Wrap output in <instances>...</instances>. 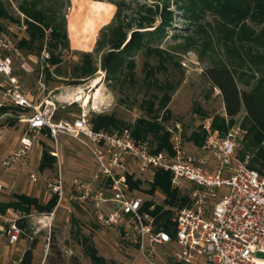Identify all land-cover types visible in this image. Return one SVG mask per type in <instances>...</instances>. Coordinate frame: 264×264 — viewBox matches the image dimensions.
Returning <instances> with one entry per match:
<instances>
[{
	"label": "rangeland",
	"instance_id": "374dc122",
	"mask_svg": "<svg viewBox=\"0 0 264 264\" xmlns=\"http://www.w3.org/2000/svg\"><path fill=\"white\" fill-rule=\"evenodd\" d=\"M71 1L0 0L15 20H1L3 31L0 33V58L9 59L10 74L0 72V104L9 108L6 113H0V158L19 147V138L26 131L23 116L34 111L33 108L21 110L12 105L6 95L10 79L14 78L18 82L32 106L47 112L55 121L72 120L86 112L90 123L94 115L113 114L127 125H132L138 118L147 116L143 107L145 101H154L157 107L161 97L151 81L145 79L146 64L154 70V82H170L175 88L167 106L170 117L162 120L166 132L170 134V143L172 137L180 136L184 150L189 154H197L200 147L194 146L188 137L198 131L199 126L204 129V125L209 124L210 129L221 136L238 131V154H243L244 158H253L254 151L246 146L244 111L241 110L230 120L225 115L220 91L211 85L203 72L211 67L227 68L232 72L240 92L250 90L263 77L258 71L263 61L255 59L252 54L263 52L264 55V49L242 40L243 35L236 30L233 34L228 33L227 27L219 22L220 18L209 10L191 21L188 15L176 8L172 0L167 1L169 3L165 0H94L110 3L115 10L109 22L98 29L92 49L79 51L72 48L67 32ZM29 3L36 4L48 20L59 23L60 30H64L68 38L66 46H59L55 51L61 59L58 69L48 67L51 77H47L44 72L45 60L48 58L46 45L40 51L37 46L21 47L18 44L21 39L27 38L25 17L19 11V6ZM116 3H122V15L131 20L134 26V12L138 10L139 4H158L160 8L166 4L173 13V21L166 34L144 40L143 47L131 55L130 59L135 66L132 83L125 77L126 70L118 74L116 79L108 80L100 68L101 55L94 52L99 32L112 21L117 9ZM158 17L155 16V26L159 23ZM246 25L257 34L260 32V23L247 19ZM83 53L91 54L97 71L92 78L77 80L73 78L72 67L81 63ZM96 77L102 80L97 87L101 93L98 104L94 106L91 101L83 107L80 101L73 100L72 95L78 92L89 93L91 82ZM158 115L161 117L162 111ZM217 115L224 117L228 124L226 131L211 128V119ZM44 135L45 132H41L36 137L25 160L6 171L0 169V182L4 184L0 202L13 200L14 194H26L45 204L52 196L47 181L55 176L58 165L61 167L63 197L49 214L35 210L29 215L16 212L22 233L14 247L7 244L4 236H0V264H20L24 252L31 247L32 264H93L83 252L78 234L90 238L99 256L108 264H145L137 252L122 241L118 229L98 219L99 216L107 219L112 206L109 202L103 203L96 199L101 185L94 179L96 167L92 156L73 138L61 135L55 141ZM53 148H56L58 160L52 169L40 171L38 165L42 151H51ZM261 170L264 172V164ZM31 173L38 177L37 183L30 180ZM141 184L142 192L149 189V183ZM82 185L89 186L86 199H82ZM105 193L103 197H108ZM163 198L164 195L159 191L152 195L157 203H162ZM256 257L264 259V254L256 253Z\"/></svg>",
	"mask_w": 264,
	"mask_h": 264
},
{
	"label": "built area",
	"instance_id": "2783aa9c",
	"mask_svg": "<svg viewBox=\"0 0 264 264\" xmlns=\"http://www.w3.org/2000/svg\"><path fill=\"white\" fill-rule=\"evenodd\" d=\"M9 65V59L0 58V72L9 75ZM6 95L14 107L34 111L23 116L26 131L19 147L0 158L1 170L25 160L41 132L55 141L61 135L73 138L94 160V179L101 185L96 199L112 206L107 219H98L118 229L122 241L145 264H264V259L256 257V253L264 254V172L251 169L249 157H239L238 131L221 136L204 125L207 136L197 154L184 150L180 136L171 139L172 153L156 152L148 141L134 140L129 129L94 130L86 112L72 120L55 121L31 105L14 78ZM48 153L58 160L56 148ZM158 171L168 172L171 186L187 197V203L177 207L163 205V211L170 212L167 229L152 215L164 198L157 203L141 186H130L135 181L150 183ZM29 178L39 181L35 173ZM47 187L62 199L59 165ZM81 187L86 199L89 186ZM3 188L0 182V192ZM104 192L108 197H103ZM148 202L152 204L146 206ZM18 220L11 209L0 212V236L11 247L22 233Z\"/></svg>",
	"mask_w": 264,
	"mask_h": 264
},
{
	"label": "trees",
	"instance_id": "16d2710c",
	"mask_svg": "<svg viewBox=\"0 0 264 264\" xmlns=\"http://www.w3.org/2000/svg\"><path fill=\"white\" fill-rule=\"evenodd\" d=\"M165 1L169 3L167 1L170 0ZM172 1L178 10L188 15L191 21L201 17L205 10L211 11L220 18L219 22L224 25L223 27H227L226 31L228 33L233 34L236 30L237 33L243 35L242 40L252 42L264 49V0ZM115 5L117 9L112 21L99 32L94 52L101 55L100 68L105 72L108 80L116 79L118 74L126 70L125 77L132 83L135 77V66L130 59L131 55L143 47L144 40L165 35L173 21V13L166 4H163L161 8L158 4H139L138 10L134 12L136 15L133 21L134 26L131 20L122 15V3H116ZM19 11L25 17L24 24L27 38L21 39L18 44L21 47L37 46L40 51L46 45L48 58L45 60L46 67L44 72L47 77H51L48 67H54L55 70L58 69L61 59L60 55L55 53V51L59 46H66L68 41L66 32L60 30L59 23L55 24L48 20L42 10L37 9L34 3L20 5ZM155 16H159L157 26L154 25L156 22ZM6 19L15 22L0 3V33L3 31L1 20ZM247 19L261 24L258 34L246 25ZM252 56L255 59H260L261 62L263 61L261 70H258L263 77L250 90L240 92L232 72L227 68L211 67L205 70L203 75L213 87L220 91L225 115L230 120L237 116L241 110L244 111L243 126L247 129L246 146L254 151L253 158L249 160V167L262 173L261 168L264 164V72L262 71L264 69V55L262 52L258 55L256 53L252 54ZM81 58V63L72 67L73 78L77 80L92 78L97 68L92 61L91 54L83 53ZM145 79L151 81V85L161 93L157 107H155L154 101L144 102L143 107L146 111V117H140L132 125H127L113 114H98L92 117L91 125L94 130L112 131L129 128L134 140L140 142L148 141L156 152L166 150L172 153L170 134L166 132L162 120H167L170 117L167 106L171 100V92L175 88L170 82L164 84L154 82V70L147 64L145 65ZM8 109L7 106H2L0 107V113H6ZM161 111L162 116L159 117L158 113ZM210 126L220 131H226L228 128L224 117L219 115L211 119ZM205 137L206 131L202 126H199V130L192 132L188 137V141L192 142L196 147H201ZM239 157L244 159L243 154H240ZM54 164L55 158L48 153V150L42 151L38 169L40 171L50 170L54 167ZM141 183L140 181L130 182V186L132 189H138L142 185ZM146 191L150 195H154L156 191L164 195L162 205H156L152 215L157 217L161 227L167 229L168 224H170L167 219L170 212L163 211V205L177 207L187 203V197L171 186L169 173L163 171H158L154 174L152 181L149 183V189ZM57 203L58 197L56 195H52L45 204H41L35 197L26 194H14L13 200L0 202V212L4 213L7 209H11L22 215H29L32 210L49 214L57 206ZM151 204L152 202H148L146 206ZM18 225L22 226L20 220H18ZM77 238L83 252L93 264H108L103 257L99 256L90 238L82 234H78ZM20 264H32V247L24 252Z\"/></svg>",
	"mask_w": 264,
	"mask_h": 264
},
{
	"label": "bare ground",
	"instance_id": "6f19581e",
	"mask_svg": "<svg viewBox=\"0 0 264 264\" xmlns=\"http://www.w3.org/2000/svg\"><path fill=\"white\" fill-rule=\"evenodd\" d=\"M67 16V32L72 48L79 51H90L93 47L98 29L111 19L114 5L94 0H72ZM101 77L91 82L89 93L73 94L74 101H80L83 107L93 103L98 104L100 96ZM96 89L95 92H93Z\"/></svg>",
	"mask_w": 264,
	"mask_h": 264
},
{
	"label": "crops",
	"instance_id": "0c3cea01",
	"mask_svg": "<svg viewBox=\"0 0 264 264\" xmlns=\"http://www.w3.org/2000/svg\"><path fill=\"white\" fill-rule=\"evenodd\" d=\"M8 210V209H7Z\"/></svg>",
	"mask_w": 264,
	"mask_h": 264
}]
</instances>
